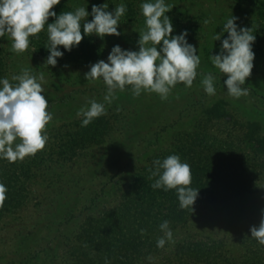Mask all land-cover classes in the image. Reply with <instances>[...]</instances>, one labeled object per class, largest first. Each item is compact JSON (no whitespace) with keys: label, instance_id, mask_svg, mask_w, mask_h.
I'll return each mask as SVG.
<instances>
[{"label":"rangeland","instance_id":"1","mask_svg":"<svg viewBox=\"0 0 264 264\" xmlns=\"http://www.w3.org/2000/svg\"><path fill=\"white\" fill-rule=\"evenodd\" d=\"M60 1L74 10L86 7L89 13L93 5L107 3V10L113 11L122 2ZM142 2L144 0L138 5L136 23L119 21L120 36L101 38L92 34L103 50L97 61H107L109 52L117 44L122 49L138 51L139 33L145 27L140 9ZM166 3L172 7L166 14L197 21L200 36L189 41L196 46L201 58L193 85L185 87L178 83L167 99H161L155 92L142 91L138 97L127 89L117 92L116 99L105 104L106 112L119 118L116 128L101 144L83 150L70 163L42 170L30 188V198L24 209L0 219V264L96 262L101 255L89 249L75 248L77 254H70L83 223L117 207L129 180L148 165L152 157L171 147L174 133L191 131L203 108L223 101L232 117L242 122L258 123L260 132L264 134V63L263 67L252 69L244 86L248 88V95L239 99L226 94L223 85L226 77L211 63V55L220 51L221 41L227 37L223 25L230 16L238 17L236 23L240 27L264 30V18L261 16L264 0H166ZM91 19L89 15L87 20ZM215 33H222L220 40H213ZM11 44L8 36L0 38L4 77L16 83L12 76L21 74L24 69L37 76L44 73L45 79L41 83L49 102L46 110L52 113L53 119L42 134H47L49 139L56 135L58 128L82 117L77 112L89 100L103 102L107 86L102 80L91 81L84 77L92 64L72 67L58 62L55 67L47 66V56L35 52L31 45L26 51L16 53L12 51ZM206 72L216 76L214 96L207 95L201 84ZM262 209L264 179L253 193H244L206 208L197 207L184 226L170 228L173 240L145 261L147 264H173L178 244L213 240L221 242L240 264L244 254L241 237L249 221L261 215Z\"/></svg>","mask_w":264,"mask_h":264},{"label":"trees","instance_id":"2","mask_svg":"<svg viewBox=\"0 0 264 264\" xmlns=\"http://www.w3.org/2000/svg\"><path fill=\"white\" fill-rule=\"evenodd\" d=\"M141 1L122 0L127 11L119 21L136 23ZM51 10L57 15L74 11L61 1ZM261 14L264 18V12ZM166 15L173 24L174 30L170 35H179L186 29L188 42L199 38L196 20ZM54 19L49 17L47 23L54 22ZM251 30L256 37L252 46L255 53L253 69H258L264 63V30L256 27ZM29 40L35 52L49 55L46 28ZM58 47L63 51L62 46ZM102 54L103 50L94 37L87 35L70 52H64L58 62L82 67L95 63ZM2 65L0 57V78L4 77ZM225 105L219 101L201 109L191 131L174 133L171 147L152 157L150 163L129 180L117 207L83 223L70 254H77L75 248H83L101 255L96 262L89 259L93 264H105V258L110 264H147V257L162 249L157 247V239L163 235L159 225L164 220L169 221L170 228L184 226L197 207L206 208L255 192L264 179V134L260 132L258 123L242 122L232 117ZM82 119L80 117L58 128L56 135L48 138L44 149L35 155L15 162L0 159V183L7 188L6 199L0 206V219L24 209L30 198V188L42 170L68 164L83 150L101 144L119 122L117 115L110 112L95 118L86 127L81 126ZM172 154L179 155L182 162L191 166L190 187L199 189L192 210L180 207L175 189L164 191L151 187L157 178L149 171L153 168V161L163 160ZM261 219L262 214L254 217L244 230L241 237L244 254L240 264H264V246L250 238L249 231L252 226H258ZM141 229L145 231L141 233ZM173 264L237 263L221 242L198 240L178 244Z\"/></svg>","mask_w":264,"mask_h":264},{"label":"clouds","instance_id":"3","mask_svg":"<svg viewBox=\"0 0 264 264\" xmlns=\"http://www.w3.org/2000/svg\"><path fill=\"white\" fill-rule=\"evenodd\" d=\"M59 3L60 0H0V38L8 36L12 41V51L22 53L29 48V37L46 28L49 55L45 65L55 67L58 58L78 46L84 36L95 34L103 38L121 35L118 25L127 11L125 3L121 2L113 11H108V4L105 3L93 5L91 13L81 6L57 15L51 9ZM171 8L166 0H144L140 9L145 27L139 33L138 51L122 49L117 44L109 52L107 61L99 60L90 65L89 71L84 74L85 79L102 80L107 90L103 102L91 99L78 110L77 115L83 117L82 127L104 115L105 104H111L117 92L127 89L134 97L142 91L155 92L161 99H167L178 83H183L185 87L193 85L201 58L196 46L187 41L186 29L179 35H170L174 29L166 13ZM89 15L92 17L90 21L87 20ZM49 17H54V22L47 23ZM237 19L230 16L224 23L223 31L227 32V37L221 41L220 51L211 55L214 68L226 77L223 80L226 94L234 99L248 95V88L244 86L254 67L252 46L256 39L251 28L240 27ZM221 35L215 33L213 40H220ZM58 46H62L63 51ZM11 79L16 83H11L7 77L0 78V159L15 162L44 149L48 136L42 134V130L53 115L46 110L49 102L41 83L45 79L43 72L37 76L24 69ZM215 80L212 72L203 73L201 84L209 96L216 95ZM149 171L157 177L151 185L153 189H175L180 207L192 210L199 189L190 187L192 174L187 162L172 154L163 160H154ZM6 192V185L0 183V206L6 199ZM261 214L259 225L252 226L249 231L250 238L264 246V209ZM159 228L163 235L157 239V247L163 248L173 240V233L168 220H164ZM144 231L141 229V233ZM105 264H110L107 258Z\"/></svg>","mask_w":264,"mask_h":264}]
</instances>
